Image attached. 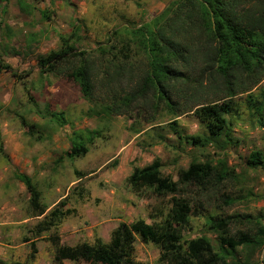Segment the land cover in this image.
<instances>
[{
    "label": "rangeland",
    "instance_id": "1",
    "mask_svg": "<svg viewBox=\"0 0 264 264\" xmlns=\"http://www.w3.org/2000/svg\"><path fill=\"white\" fill-rule=\"evenodd\" d=\"M172 1L0 0V64L12 69L0 74V264H28L32 241L37 247L32 264H53L55 250L49 238L54 234L63 245L74 247L94 245L97 240L109 243L120 223L142 219L159 226L170 212L172 197H158L150 189L136 194L127 183L135 167L148 166L156 158L162 161L163 175L175 182L194 160L214 165L223 162L231 173L211 194L202 195L195 187L184 189L181 197L189 198L192 216L180 229L182 243L207 237L218 247L219 236L206 226L210 217L231 218L232 236L259 234L264 227V163L255 170L247 164L254 151L264 156V129L245 100L252 94L264 101V80L235 98L237 111L229 120L232 137L240 144L223 151L213 145L180 144L170 134L167 124L176 120L186 136L205 135L193 112L174 119L153 98L121 106L135 83L124 80L115 85L114 98L99 72L89 102L76 83L61 74L43 73L39 67V58L60 50L62 39L90 57H99L100 47H119L114 32L125 35L149 23ZM112 100L122 107L119 115L99 118L91 113L92 108L101 111ZM22 118L37 126L34 135L27 133ZM77 136L89 152L70 159L66 152ZM18 158L23 164L13 160ZM24 172L41 192L47 213L63 202L62 210L68 211L57 228L39 238L35 226L42 218L32 216L29 194L16 178ZM160 257L158 247L136 241L137 262L163 264ZM236 259L235 264H264V247H242Z\"/></svg>",
    "mask_w": 264,
    "mask_h": 264
},
{
    "label": "trees",
    "instance_id": "2",
    "mask_svg": "<svg viewBox=\"0 0 264 264\" xmlns=\"http://www.w3.org/2000/svg\"><path fill=\"white\" fill-rule=\"evenodd\" d=\"M113 34L118 37L119 47L113 44L100 47V56L95 58L87 51L76 50L68 39H62L60 50L39 58V67L43 73L66 76L79 86L89 102L93 101L95 80L101 72L105 76L103 85L114 98L115 85H121L124 80L135 83L121 106L129 107L135 100L153 98L157 104L163 103L174 119L193 112L206 134L186 136L175 120L167 128L180 144L193 148L213 145L223 151L240 144L239 139L232 137L229 117L237 111L235 98L249 93L264 80V0H173L149 23L128 30L125 35L121 31ZM3 71L12 72V69L0 64V74ZM245 100L264 129V101L252 94ZM121 106L112 100L101 111L94 108L90 111L99 118L119 115ZM53 117L58 119L59 115ZM21 123L29 135L37 131V126L26 119L22 118ZM86 145L77 136L66 156L70 159L86 156L89 152ZM263 163L264 156L259 151L252 152L247 160L254 170ZM178 176L177 182L164 176L158 158L143 168L135 167L127 183L136 194L150 189L158 197H172L165 220L159 226L142 219L132 224L120 223L109 243L97 240L94 245H63L61 237L54 234L49 238L55 250L53 264L65 261L143 264L134 258L137 240L158 247L163 264H235L240 248L264 247V227H260L259 234L232 236V219L228 217H210L206 221L209 232L220 238L218 247L207 237L182 243L180 229L189 224L192 216L189 198L181 197L184 189L195 187L202 195L211 194L231 173L223 162L214 165L194 160ZM16 178L29 194L32 216L43 217L35 226L37 238L57 228L68 216V211L62 210L65 202L47 213L32 178L25 173H18ZM30 244L28 264L34 263L37 255L35 241Z\"/></svg>",
    "mask_w": 264,
    "mask_h": 264
},
{
    "label": "crops",
    "instance_id": "3",
    "mask_svg": "<svg viewBox=\"0 0 264 264\" xmlns=\"http://www.w3.org/2000/svg\"><path fill=\"white\" fill-rule=\"evenodd\" d=\"M13 160H16L19 164H23V161H22V159H20V158H18V159H13ZM40 163H41V160L39 161ZM25 173V172H24ZM25 174H27L29 177H31L30 175H29V173H25ZM40 218H42L43 219V217H40ZM41 219V220H42ZM40 220V221H41ZM25 244V243H24Z\"/></svg>",
    "mask_w": 264,
    "mask_h": 264
}]
</instances>
